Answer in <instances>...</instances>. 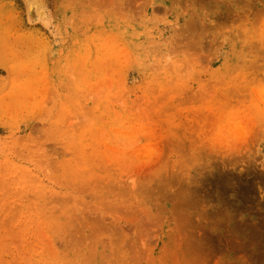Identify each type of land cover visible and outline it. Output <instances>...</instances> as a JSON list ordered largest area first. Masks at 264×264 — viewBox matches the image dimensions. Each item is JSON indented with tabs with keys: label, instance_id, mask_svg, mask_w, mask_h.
<instances>
[{
	"label": "rangeland",
	"instance_id": "374dc122",
	"mask_svg": "<svg viewBox=\"0 0 264 264\" xmlns=\"http://www.w3.org/2000/svg\"><path fill=\"white\" fill-rule=\"evenodd\" d=\"M0 264H264V0H0Z\"/></svg>",
	"mask_w": 264,
	"mask_h": 264
}]
</instances>
